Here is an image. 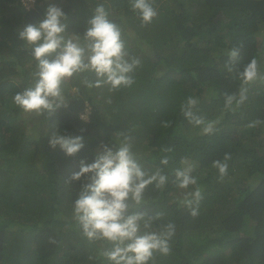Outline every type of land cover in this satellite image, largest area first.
I'll return each mask as SVG.
<instances>
[{"label":"trees","instance_id":"trees-1","mask_svg":"<svg viewBox=\"0 0 264 264\" xmlns=\"http://www.w3.org/2000/svg\"><path fill=\"white\" fill-rule=\"evenodd\" d=\"M98 3L134 33L124 38L141 60L135 83L88 90L72 79L67 107L50 116L23 114L12 97L30 85L35 62L19 32L55 5L66 15L67 32L83 35ZM154 7L157 17L142 27L128 0H35L30 7L0 0V264H108L72 219L83 178L70 177L82 159L90 164L101 145L111 146L118 131L133 136L146 168L162 167L170 178L186 158L202 189L195 217L178 203L194 186L182 190L170 182L162 192L146 190L140 210L164 212L156 225L176 224L171 254H156L155 264H264V82L250 86L245 103L224 113L213 134H201L180 113L185 98L195 96L200 115L221 116L223 93L240 85L225 68L234 46L243 45L236 68L255 57L264 73V0H155ZM53 133L82 136L84 147L67 156L49 146ZM164 147L173 151L163 153ZM225 153L228 176L219 182L212 162ZM164 155L171 157L167 167L159 165Z\"/></svg>","mask_w":264,"mask_h":264},{"label":"clouds","instance_id":"clouds-1","mask_svg":"<svg viewBox=\"0 0 264 264\" xmlns=\"http://www.w3.org/2000/svg\"><path fill=\"white\" fill-rule=\"evenodd\" d=\"M128 2L142 27L151 24L158 15L155 0ZM111 15L103 3H98L83 35L69 34L65 13L60 7L49 5L42 21L25 26L19 38L31 49L35 63L30 85L12 97L14 106L26 115L38 117L47 113L50 116L57 109L67 107L66 85L72 79H78L88 90L108 86L109 91H116L122 86L131 87L135 83L132 74L141 66V60L129 53L124 37L134 33L126 32L125 26L110 19ZM242 47L234 46L226 52L229 59L225 68L240 85L237 92L223 93L220 117L209 120L200 115L199 99L195 96L186 97L180 104L181 115L189 124L199 127L203 135L213 134L224 113L235 112L245 103L251 85L264 82L257 58L253 57L242 69L235 67ZM73 92L78 93L79 89ZM259 123L254 121L248 127ZM170 125L171 121L163 122L165 128ZM133 140L130 133L116 132L111 146L101 145L90 164L82 159L79 171L70 177L73 181L83 178L77 198L72 202V219L80 235L97 245L98 257L108 264H155L156 254H171L170 241L175 236L176 224L156 225L164 212L148 214L140 210L150 186L161 192L170 182L182 190L194 186V190L184 191L178 201L193 217L199 214L203 199L198 180L192 175L194 166L186 158L181 160L184 166L173 169L170 178L162 167L154 170L145 167L133 151ZM49 146L52 149L59 146L67 156H75L84 147L83 137L53 133ZM161 151L171 153L173 149L164 147ZM230 159L231 155L225 153L222 160L212 162L219 182L228 176ZM170 160L169 155H164L159 158V165L167 167ZM50 243L55 240L50 239Z\"/></svg>","mask_w":264,"mask_h":264},{"label":"built area","instance_id":"built-area-1","mask_svg":"<svg viewBox=\"0 0 264 264\" xmlns=\"http://www.w3.org/2000/svg\"><path fill=\"white\" fill-rule=\"evenodd\" d=\"M23 4H25L26 6L30 7L34 4L35 0H22Z\"/></svg>","mask_w":264,"mask_h":264},{"label":"rangeland","instance_id":"rangeland-1","mask_svg":"<svg viewBox=\"0 0 264 264\" xmlns=\"http://www.w3.org/2000/svg\"><path fill=\"white\" fill-rule=\"evenodd\" d=\"M84 117L88 119V114H87V113H85V114H84Z\"/></svg>","mask_w":264,"mask_h":264}]
</instances>
